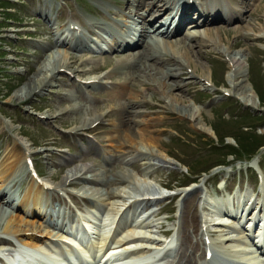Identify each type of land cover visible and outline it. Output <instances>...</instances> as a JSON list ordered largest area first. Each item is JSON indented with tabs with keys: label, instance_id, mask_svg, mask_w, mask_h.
<instances>
[{
	"label": "bare ground",
	"instance_id": "1",
	"mask_svg": "<svg viewBox=\"0 0 264 264\" xmlns=\"http://www.w3.org/2000/svg\"><path fill=\"white\" fill-rule=\"evenodd\" d=\"M125 0V4L122 8H119L117 11L114 10L116 16H120L119 20L112 21L111 24H104L100 22H95V28H99L102 32H108L111 36L110 44L107 45L114 52H121L119 49L126 46L124 49L133 50L137 47L142 48V50L137 55H124L119 58L115 64L114 69L111 71V74H119L124 76V80L118 83L117 90L114 91L115 96L119 100L130 101L134 100V107L138 104H144L147 100H150L155 93L159 94L161 100L165 101V105L161 106V112L170 111L177 114L180 117L187 118L192 125L201 132L211 133V130L208 129L206 124H204L201 118V109L197 107L193 100H188L184 97L185 91H187L188 83H182L180 79L181 67H185L187 70L190 69L189 76L185 80H191L197 83H200L202 86L204 83H210L211 81V71L206 68L203 64L197 63L192 56L196 54L201 56L204 54L203 51H196L194 45L191 43L193 40H198L201 43H204L209 47V51H216L220 54H223L228 62V72H227V82L228 87L224 89L228 94H234L238 96L240 100L246 105L257 106L258 99L256 93L251 85L245 83L247 82L244 79L247 58L245 53L242 50L232 51V45L220 46V32L228 30L227 28L219 26L222 23V19L215 15L213 10H225L229 14V9L223 7L220 0H205L200 6L191 5L196 13L199 14L200 19L203 18L201 24L191 25L187 34L184 38L179 39L174 33L170 38H160L154 33H150L152 36L147 35L146 31L139 28V25L151 23L156 17L160 16L166 11H170V15L166 19L153 24L159 25L157 28L164 29L167 24L166 30L172 25V20L176 17L179 10L182 8L188 9L186 5L190 0ZM241 3L247 2V0H239ZM253 4L250 5L249 12L250 16L256 15L258 11H264V0L258 1L253 0ZM141 7H144L143 12H141ZM215 8V9H213ZM174 12V15H172ZM245 12V13H246ZM205 15V16H204ZM264 19V12L260 16L259 22ZM210 24H208V20ZM92 21V20H90ZM127 22H131L130 25H127ZM124 23L121 24V23ZM165 22V23H164ZM219 23V24H218ZM228 24H235L231 26L230 30L233 31H245L246 33L252 31L254 32L253 40L264 42V22H260L261 26H255L250 21H246L244 18V13L238 14L236 17L227 21ZM241 23H245L242 25ZM211 25L210 29L206 27ZM124 26L126 29H124ZM195 28V29H192ZM175 29V26L172 28ZM180 28L175 29V32ZM65 36V40L69 42H79L80 39L76 38L74 33L71 31H64L62 33ZM148 38V39H147ZM139 44L135 47H129L128 45ZM87 49L86 46L81 44H74L70 46H63L64 51L56 50L49 55H46L45 59L37 65L36 71L33 75L17 90L11 97L13 101H25L28 100L33 91L39 87L49 86L53 83L55 73L60 70H70L71 72H83L82 66L74 67L71 69L70 55L66 53V50L71 49ZM89 49V48H88ZM90 50V49H89ZM119 50V51H118ZM123 50V49H122ZM205 51V52H209ZM198 59V58H197ZM147 60H155L158 63L162 64V67L157 69L152 64L148 63ZM86 60L85 62H87ZM172 63L169 67L168 63ZM172 67V68H171ZM199 71V72H197ZM136 73V78L141 79L142 88H134L136 86V78H132V75ZM95 80L99 82L105 81V77H94ZM204 81V82H202ZM146 88H144V87ZM94 87H103L102 85H94ZM107 87V86H106ZM105 88V87H103ZM111 90V89H110ZM149 90L150 92H147ZM72 102L69 106L63 108H57L54 114L46 116L47 119L57 118L62 115H67L72 112H79V104L77 100L79 95L77 91L71 96ZM126 108V104L123 106ZM132 113V124L130 127L124 129V133H118L117 136L110 137L111 139H117V145H114L117 148L118 152H125L126 155L130 154L132 160L139 158L142 161V165L147 168L150 167H164L168 163V158L159 150L158 143L159 138L154 135V129L160 124L159 117L153 118L154 116H149L140 111H130ZM102 118V114L96 113L94 115H88L86 111L79 112L75 117L76 125L71 129L75 133L80 132L82 129H88L90 126L95 124L98 120ZM103 120V119H102ZM12 129L11 126H9ZM117 132V131H116ZM26 143L22 138L15 139L13 143V149L9 150L6 154V158L9 160L6 167H0V234L8 235L10 237L21 240L23 238L28 242L24 244L28 247L34 249H41L42 246H47L50 244V241L54 238V235L51 230L43 228V222H47V217L52 218L53 213H51L50 208L45 206L43 208L44 192L40 187L28 192L27 195L21 199L18 207L12 213H8L5 210L7 202L11 200L15 202L14 194L11 190V187L8 185V182L15 179L16 171L22 168L21 156L15 153L16 144ZM108 152L102 153L104 158H109ZM112 155V151L110 153ZM111 159V156H110ZM122 162H119L123 165L129 164V159L122 158ZM259 155L256 157L255 162H258ZM117 161V160H116ZM89 165H80L76 164L71 169L66 171L65 175L55 185L51 182V179L47 180L46 183L52 184L54 187H65L67 181L73 182H82L84 184H93L95 188V194H92V197L97 199L93 200L92 203L103 205L102 192L97 187H102L105 185L104 179L99 177L101 175L102 169H94ZM145 169V168H144ZM89 175V177H88ZM120 177L121 180L125 183L123 188L114 189L112 195L120 200L125 198L134 199L135 197H145V196H163L164 192L162 191L160 185H158L154 180H152L147 173L144 177L137 176L129 171L126 167L119 170L115 173V176ZM86 181V182H84ZM123 183V184H124ZM120 187V186H119ZM126 189V190H124ZM91 188L82 190V195L91 196ZM192 190V191H191ZM197 186H191L184 188L180 191L179 196L187 198L189 194H193L197 191ZM191 191V193H189ZM31 200V202H30ZM128 201V200H125ZM124 201V202H125ZM139 204V203H138ZM119 204H114L109 208L110 212L114 211V207ZM253 206V208H252ZM125 207V204L120 208L121 210ZM186 209V206L183 207ZM107 209L105 208L104 211ZM248 210L256 211L258 213L257 223L263 222L262 218L264 216V204L253 201ZM46 216V217H45ZM249 220L253 219V215L250 216ZM116 220L124 219V215L121 217H115ZM202 221V219H201ZM207 227L211 225L208 224L207 220L203 219ZM134 223V222H133ZM151 222H146L141 225L131 224L126 226V223L123 225V229L129 228L125 231L124 235L120 236L117 239L118 248L122 250H127L130 248H138L145 246L147 244H153L160 242L159 238L153 233L154 224ZM102 226L109 227V223L102 222ZM216 229H210L212 232V243L218 245V247L225 252V255L243 260L247 264H264V250L257 248L255 244L253 247L242 242V236L234 235L230 222H228L224 217H219L216 219L213 224ZM142 229H149L143 231ZM209 230H207L208 232ZM62 233V232H61ZM108 236V235H105ZM6 241L4 238L0 237V244H4ZM182 248L180 254L181 264H203L204 258L201 262L189 258L186 256V249L189 248V242L185 238L182 242ZM157 244V243H156ZM264 246V245H263ZM1 248V247H0ZM5 250V249H4ZM250 251V253H245ZM242 252L244 254H242ZM144 253V252H142ZM217 264H232L227 263L223 259L216 255ZM179 264V261L176 263Z\"/></svg>",
	"mask_w": 264,
	"mask_h": 264
},
{
	"label": "rangeland",
	"instance_id": "2",
	"mask_svg": "<svg viewBox=\"0 0 264 264\" xmlns=\"http://www.w3.org/2000/svg\"><path fill=\"white\" fill-rule=\"evenodd\" d=\"M43 1L45 0H27V2L31 4L30 6H34V5L41 6L46 3L55 4L57 0H46L47 1L46 3H44ZM104 1H108V0H104ZM58 2L62 3V0H58ZM48 5L49 4H46V7H48ZM242 9L246 11L245 7H243ZM263 12H264L263 10L256 12L257 13L256 17L260 18ZM1 13H2V10L0 9V16H2ZM70 14L68 15V17H70ZM73 16L74 17L76 16V18L79 19V17L76 14ZM256 17H252V19H249L248 14L245 15L246 20L249 19V21L255 26H261L260 22H264V19H262L261 17V21L259 22L256 20ZM254 32L250 31L246 33L243 30L240 32L233 31L230 29L226 31L223 30L220 32L221 33L220 34L221 43L219 45L220 46L232 45V51L242 50V52L245 53L244 55L247 58V62H245L246 71H245L244 79L247 80V82L245 83L251 85V87L253 86L254 89L258 92V96H256L257 99L259 100L257 101L258 105L255 107L246 106L247 107L246 108L243 105H241V103L239 102V97L236 96L235 98H232L231 100H227L228 102L225 103V106L226 104L230 105L227 109H221L220 111L215 112L213 108L215 106V101L209 100L205 102L208 97L204 95L202 98L205 97V100H202L201 98V102H203V106H204V110H201V118L209 130L214 128L215 131H217L218 133L219 132L223 134L236 133V128L238 125L242 124V121L240 122L231 121L227 118L230 117V115H232L233 113H239L240 109H243V108L250 109L252 112L257 113V114L258 113L264 114V45L259 46V43L261 44V42L254 41L252 39V37L255 34ZM191 43L194 45V49L196 51L199 50V51L205 52V51L210 50L209 47H207L204 43L199 42L198 40H194ZM5 49H7V47H5ZM9 50L10 49L8 48L7 51ZM192 56H194L193 59L197 63H201L206 68L210 69L211 79L213 81V84L224 85L226 87L228 86V82L226 80L227 66H226V63L222 61V57H221V54H219V52L209 51V52H205V54L203 56L201 55L200 57L196 54L194 55L192 54ZM7 57L13 58V59H8ZM14 58L15 57H14L13 51H10V53H8V56L6 53L5 63H6L7 69H9V72L12 71L16 74V70L19 67L17 68L15 67L16 60ZM76 59L77 58L75 57V60ZM116 60L117 59L108 60L107 58L104 57L102 60H97L95 62H92L88 66V69L90 70L91 74H97V75L103 74L104 72H106L107 70H111V68L115 66ZM5 63L0 61V76L3 77V80L0 81V101L5 102L7 105V110L4 111L5 114L7 113L13 114V113H16L17 106H15V103L11 100L12 94L17 89L16 87L22 86L27 81L28 76H20V75H15L9 72H5V68H3ZM150 63H152L153 66L157 69L161 68V66L156 64L155 61H151ZM75 65L76 64H72L73 67ZM181 72H182L181 79L183 82H185L184 78L187 77L186 75L188 73L186 72L184 68L182 69ZM5 74L9 76L7 75L5 76ZM136 76L137 75L135 73V78ZM258 77H261V80L260 78L258 79ZM1 79L2 78H0V80ZM109 79H111L112 82H116L117 84L120 82V80L121 81L124 80V78H121L118 76H111L109 77ZM62 80L66 81L65 78H62ZM59 82L60 81H58V83ZM188 82H190L189 87H188V93L187 95L184 94V97L190 100L191 98H194L195 91H198V89L201 88V85L195 82H192V81H188ZM135 83H136V86L134 88H137V89L142 88L140 78H136ZM62 87H65V86L60 85V87L58 88L50 89V91L55 92V95L50 96L48 95L47 92L43 95L38 94L37 98H35L32 101L35 103H38L36 102V100L40 99L41 101L46 103L45 110H44L45 113L53 114L57 110V108L58 109L59 107L63 108L64 106L70 103V100H66L65 96L63 95L67 89H63ZM146 91L150 92L149 90H146ZM89 99H90V102L85 99L80 100V103L83 105V108H86L88 115H93L94 113L105 114L104 121L100 125H98L95 128V130H93L96 138L101 142H103L104 139H107V137H111V135L117 136V133L114 134V132L118 131L119 133L122 134L124 133V129L126 127H130V125L133 126L132 121H131L132 113H130V111H140L142 113L152 114L154 117H159V115H161L160 117L161 125L155 128L157 131L156 136H158L159 138L158 148L167 157L177 161L180 166L178 165L179 167H177L176 170H173V169L154 170L152 169V167H150V169L147 168L146 171L150 172L149 174L150 177H154L155 178L154 181L157 184L158 183L166 184L167 187L172 188V186L178 185L181 182H183L186 179L185 176H187L188 173L186 172L185 174L182 171L189 172V168H191L192 164H194L192 160L198 157L205 156V154H208V152L206 151L207 147L205 146L209 142L207 141V138L204 136H207L208 138L213 139L216 142V138L214 137V134L212 132L206 133V132H201L197 130L187 118L173 116L171 112H167L166 114H163V115L162 114L158 115L157 112L159 111L160 106L165 105V101L161 100L158 93H155L152 96V98L148 100V102L145 103L144 105L138 104L135 107L133 105L134 100L119 101L118 98L114 97V94L112 92L105 91V90L100 91V93H93L91 97H89ZM57 102L60 105L56 104ZM123 102L124 104H126V108L123 107ZM210 108L212 109L210 110ZM5 114L0 112V119L5 118L6 120H11V118L9 116H6ZM218 114L224 115L226 119L218 118L217 116ZM75 117L76 116L65 115L62 117L59 116L58 118L51 120V121L53 123L61 122V125L67 124L66 126L68 128H72L73 122L75 121L74 120ZM263 119H264V116H261L257 119L252 120L251 123L256 124L257 122H261L263 124L264 123ZM108 120H109V123H108ZM39 126L42 127L41 125ZM241 129H245V127L241 126ZM2 130L5 131V128H3ZM257 130L260 131L261 133H264V127L257 128ZM249 131L251 134L245 131H240L241 135L239 136V139L254 138V136L257 133L254 134L252 129ZM21 132L27 133L25 129H21ZM4 133L5 132H3V135ZM41 135L44 137L47 136L45 133H42ZM226 141L228 145L233 143V140L230 138L226 139ZM39 143H43V140H39ZM106 143L108 145L107 146L108 150H111L112 147L110 146H114L116 144V141L111 140ZM6 149H7L6 147L5 149L0 148V158H1L0 164L3 161L2 160L3 154H6V151H5ZM58 153H59L58 151L53 150L46 155V158L49 157L50 155H56ZM114 153L118 155V152L116 151V149ZM92 154L93 153L90 152L86 154V156L82 157L84 158L83 161L93 162V164H96V163L100 164L99 159L97 157H93ZM120 154H123L126 157L130 156V154L126 155L125 152L120 153ZM212 158L213 157L206 158V161H203V162L207 163ZM47 164L48 165H38L37 169H39L42 178L48 179L49 177L51 178L52 176L53 180H55V182L56 181L58 182L61 179V176L64 174L65 172L64 170L66 168L56 170L54 174H50L54 171L53 169L54 164L52 163H47ZM259 164L264 169V156L262 157V159L260 158ZM141 165L142 164L140 162V159L137 158V161L131 164L128 168L133 166V170L137 174L142 175L144 171ZM108 168L110 172H114L116 170L118 171L122 170L124 166L121 165L119 162L117 163L111 162L109 163L107 167L104 168V170L106 171ZM234 172L235 174L233 175V178H236V179L240 178L241 184H243V182L245 181L244 171L242 170L238 173V171L235 169ZM213 175H216V174L214 173V174H211V176H205L204 178L209 179ZM224 178H227V177H224ZM118 180H119L118 182L112 183L111 186L108 187V189H112L113 187L120 186L121 184H123L120 178H118ZM261 186H262L263 194H264V184ZM199 194L200 192H198V196ZM192 195H190L189 197H191ZM197 199L198 198H196V211H197L196 213L193 212L194 203H195L194 200L189 201V199L183 200V198L177 199L176 197V198H170L167 201L163 202V204L165 203V205L170 202L169 204L165 206V209L168 212V216L172 217V221L167 224L168 226H165V227L172 228L174 224L179 223L178 228L180 227V231L182 233V235L179 234L180 240H182L183 237L187 236V234H190L191 238L189 239V242L191 246H193L192 242L194 243L195 240L198 239V236L191 234V231H194L195 234L198 232V216L201 213V210L199 208V205L197 206ZM261 199L264 200L263 195ZM185 202L186 203L188 202V206L186 208V214L183 219L182 218L179 219V217H175L176 207L177 205L183 206Z\"/></svg>",
	"mask_w": 264,
	"mask_h": 264
},
{
	"label": "trees",
	"instance_id": "3",
	"mask_svg": "<svg viewBox=\"0 0 264 264\" xmlns=\"http://www.w3.org/2000/svg\"><path fill=\"white\" fill-rule=\"evenodd\" d=\"M254 143H258L257 141H252L251 143H249V144H245V143H241L240 141H239V143H238V146L240 147V148H242V149H246V147L245 146H248V145H252V144H254ZM223 144V143H222ZM221 144V145H222ZM223 146V145H222ZM213 149H215V148H213ZM227 149H230V148H228L227 147ZM231 150V149H230ZM249 151L250 150H247V153H249ZM230 154H231V152H230ZM230 154H228V151L227 150H225V152H223V153H221V154H218L219 155V162L220 163H223V161L222 160H224V158L227 156V155H230ZM217 163V162H216Z\"/></svg>",
	"mask_w": 264,
	"mask_h": 264
}]
</instances>
